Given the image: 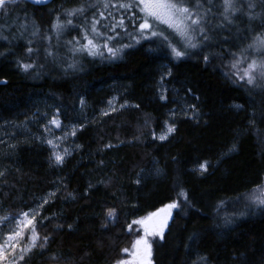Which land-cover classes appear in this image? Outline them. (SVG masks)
<instances>
[{"label": "trees", "instance_id": "obj_1", "mask_svg": "<svg viewBox=\"0 0 264 264\" xmlns=\"http://www.w3.org/2000/svg\"><path fill=\"white\" fill-rule=\"evenodd\" d=\"M97 2L20 0L8 16L0 14L8 37L0 39V211L18 215L49 201L37 218V231L48 241L21 264H111L130 239L128 224L176 200L181 190L191 206L173 211L156 242L155 264H201V257L206 264H264V206L247 199L264 187V89L226 75L229 52L239 54L254 34L264 33V0H236L243 11L254 3L250 11L260 15L249 21L237 13L230 29L216 31L214 44L180 60L159 40L131 42L116 59L73 57L67 42L83 36L94 10L73 18L59 41L51 24L65 10ZM214 4L219 8L220 0ZM127 38L122 32L114 42ZM45 49L57 53L55 61ZM74 61L77 69H69ZM21 63L35 67L26 72ZM161 83L166 101L159 98ZM54 116L59 129L48 123ZM172 123L175 132L161 141ZM73 127L70 155L57 165L47 141ZM233 143L236 151L225 155ZM204 161L209 167L201 173ZM109 208L117 213L111 222ZM41 217L48 219L40 224Z\"/></svg>", "mask_w": 264, "mask_h": 264}, {"label": "snow or ice", "instance_id": "obj_2", "mask_svg": "<svg viewBox=\"0 0 264 264\" xmlns=\"http://www.w3.org/2000/svg\"><path fill=\"white\" fill-rule=\"evenodd\" d=\"M31 2L43 4L47 0H31ZM19 3L20 0H0V14L8 16L10 6L14 7ZM207 3L208 7H205L199 0L194 5L190 0H115V2L104 0L103 3H100L98 0L94 4H82L70 10H65L63 18L61 15L56 16L55 21L51 24V29L59 41L62 33L69 26L73 25V18L78 16L84 17L86 10L91 8L94 10L93 16L91 21L85 19L83 36L79 39L73 38V40L67 42L66 46L73 57L78 53H86L92 57H104L106 50L109 58H118L125 48L132 46L131 44L123 43H120L119 47L115 46L113 42L119 40L120 33L117 32V29H120L121 32L136 44H139L142 40L153 42L159 40L160 47L167 51L172 59L180 60L195 51L203 53L205 48L210 47L216 39L213 32H224L230 29L237 18V13L243 11L236 0H220L219 8L212 3V0H207ZM255 6L251 2L247 5L249 9L247 13L249 21L256 19L257 14L250 11ZM217 19L219 22L213 24L212 21ZM126 20L128 21L127 25L125 23ZM103 21L110 22L102 24ZM129 25L132 31H129ZM98 26L102 27L104 31H101ZM2 28L3 26H0V39L7 41L8 37L3 35ZM20 28L26 31L27 25L21 24ZM107 33H114V35H108ZM32 35H39V29L37 28L33 31ZM43 39L51 41L52 36L46 35ZM221 39L226 43L229 37L222 36ZM245 39H249V37L245 35ZM31 43L32 41H29V44ZM27 52L28 54H32L34 52L33 47L29 46ZM4 54L0 52V55ZM229 55L231 56V61L228 67L232 71L231 73H226V75L235 77L251 88L264 89V33L254 34L251 37V42L239 49V54L229 52ZM45 56L51 57L55 61L57 53L45 49ZM210 58L209 54L203 55V60L206 64ZM20 66L26 72L35 67L33 63H21ZM67 67L76 70L77 64L74 61L68 64ZM163 79L164 77L162 76L161 82H163ZM161 88L162 91L159 98L162 101H166L167 96L164 93L167 90L163 89L162 83ZM80 103L81 107H83L84 100L81 99ZM109 106L113 111L115 110L112 107L113 101H109ZM235 107L241 108L240 105H236ZM192 108L194 109L195 106H192ZM102 114L108 115V112L105 111ZM48 123L56 128L61 127L60 121L55 116ZM45 130H49L47 126ZM175 130L174 123L167 125L166 131L159 136V139L161 141L166 140L168 135L175 132ZM68 135H76L75 127L72 128L70 133H66L63 137H58L57 140L67 139ZM153 138H156L155 135ZM47 143L52 145L54 149L59 146L53 140H48ZM234 151H236L235 143L228 147L225 155ZM66 155H70L67 148L63 150V154L54 151L55 163L57 165L62 164ZM208 167L209 162L204 161L199 165L198 170L204 173L207 172ZM160 171V169H156L157 174ZM2 175L3 173L0 172V176ZM137 183H139V180H137ZM247 199L253 205L264 206V187L258 185L247 196ZM48 202L47 199H44L38 209H29L18 215L0 216V225L14 224L0 238V264H21V262L25 261L27 254L34 248L47 243L48 237L44 236L41 238L37 231V218L41 216L39 209H42ZM182 204L191 206L188 194L183 190L178 193L177 199L171 203L132 220L127 226L128 230L130 232L133 231V226L135 225L143 232V235H140L133 242L131 251L128 248L122 250L124 253H129L132 259H120L117 260L116 264H152V245L148 238L158 236L160 239H163L164 231L173 216V211H179ZM219 211L220 206H217V213ZM116 215V209L109 208L106 213V219L111 222ZM45 219L48 218L41 217L39 223L43 224ZM224 223H230V218L225 217ZM25 233H28V243L22 244L21 242L25 239ZM201 264H206V258L201 257Z\"/></svg>", "mask_w": 264, "mask_h": 264}, {"label": "rangeland", "instance_id": "obj_3", "mask_svg": "<svg viewBox=\"0 0 264 264\" xmlns=\"http://www.w3.org/2000/svg\"><path fill=\"white\" fill-rule=\"evenodd\" d=\"M214 1L215 0H212V3L214 4ZM109 2H115V0H109ZM193 5L197 2V0H192V1H190ZM199 2L200 3H203L204 4V6L205 7H208V3H207V0H199ZM257 7V5L255 6V8ZM247 13H248V11H243L242 12V16H244V17H248V15H247ZM238 14H240V13H238ZM257 15H260V12L257 14ZM217 16H218V13H217ZM238 16V15H237ZM240 16H241V14H240ZM219 21H218V19L217 20H213L212 21V23L213 24H216V23H218ZM107 23V22H106ZM100 30L101 31H104V30H102V28L100 27ZM117 32H119V33H122L121 31H120V29H117ZM108 34V33H107ZM112 34H114V33H112ZM111 34V35H112ZM217 34V32L216 31H214L213 32V35L215 36ZM129 41V42H128ZM131 42H133V41H131L130 40V38H127L126 40H124V41H121V43H123V44H129V43H131ZM114 44H115V46L116 47H119V45H120V43L119 44H117L116 42H113ZM212 44H214V42H212ZM211 44V45H212ZM105 53H106V55H107V52H106V50H105ZM55 127V126H54ZM56 128V127H55ZM56 129H59V128H56ZM63 136H65V135H60V136H57V137H54V138H52V140H53V142L54 143H56V144H58L59 146H58V148H53V150L54 151H58V152H60L61 154H63V150L65 149V148H67L69 151L71 150L70 149V147H69V145L67 144V139H64V140H57V138L58 137H63ZM53 147V146H52ZM146 215V214H145ZM0 216H10L8 213H4L3 211L1 212L0 211ZM142 216H144V215H142ZM142 216H140V217H142ZM137 218H139V217H137ZM137 218H135V219H137ZM134 220V219H133ZM14 226V224L13 223H8V224H5V225H0V238H2V236L7 232V231H9L12 227ZM166 230H167V228L165 229V231H164V236H165V233H166ZM128 233L130 234L129 236H130V239H129V241L126 243V244H124L123 246H122V248L120 249V251H119V253H118V256L116 257V259L115 260H113L112 261V263L111 264H116V262H117V260H120V259H132V257L130 256V254L129 253H124L122 250L123 249H125V248H128L130 251H131V248H132V244H133V242L140 236V235H143V232L142 231H140L139 229H138V226H133V231H129L128 230ZM27 235H28V233H25V239L21 242L22 244H27L28 243V241H27ZM149 239V242L151 243V245H152V256H151V260H152V264H155V246H156V242H159V241H162L163 239H160L158 236H156V237H149L148 238Z\"/></svg>", "mask_w": 264, "mask_h": 264}, {"label": "water", "instance_id": "obj_4", "mask_svg": "<svg viewBox=\"0 0 264 264\" xmlns=\"http://www.w3.org/2000/svg\"><path fill=\"white\" fill-rule=\"evenodd\" d=\"M26 1H28V2L32 3V2H31V0H26ZM51 1H53V0H47V2H46V3H50ZM46 3H43V4H46ZM32 4H34V3H32ZM34 5H41V4H34Z\"/></svg>", "mask_w": 264, "mask_h": 264}]
</instances>
